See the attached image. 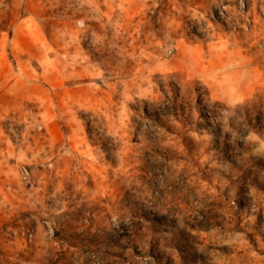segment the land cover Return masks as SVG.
<instances>
[{
    "label": "rangeland",
    "instance_id": "rangeland-1",
    "mask_svg": "<svg viewBox=\"0 0 264 264\" xmlns=\"http://www.w3.org/2000/svg\"><path fill=\"white\" fill-rule=\"evenodd\" d=\"M0 264H264V0H0Z\"/></svg>",
    "mask_w": 264,
    "mask_h": 264
}]
</instances>
